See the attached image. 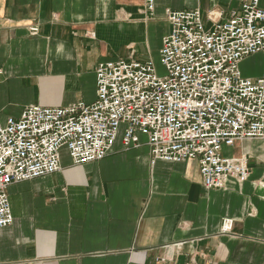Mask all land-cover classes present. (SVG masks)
Returning <instances> with one entry per match:
<instances>
[{
    "label": "crops",
    "instance_id": "1",
    "mask_svg": "<svg viewBox=\"0 0 264 264\" xmlns=\"http://www.w3.org/2000/svg\"><path fill=\"white\" fill-rule=\"evenodd\" d=\"M240 3L155 0L148 12L144 0H0V120L30 105L94 102L100 63L155 64L165 10L198 9L209 29V12L225 21ZM239 71L264 76V52ZM123 131L104 159L73 165L62 150L60 171L7 189L13 223L0 229V264H264V140L228 149L245 157V182L205 191L196 161H153L143 135L126 150Z\"/></svg>",
    "mask_w": 264,
    "mask_h": 264
},
{
    "label": "built area",
    "instance_id": "2",
    "mask_svg": "<svg viewBox=\"0 0 264 264\" xmlns=\"http://www.w3.org/2000/svg\"><path fill=\"white\" fill-rule=\"evenodd\" d=\"M153 12L155 0H144ZM169 30L155 64L119 60L95 71L96 98L67 107L27 106L0 120V229L13 223L7 189L61 170V151L73 165L97 162L124 126V149L147 138L153 161H196L205 191L225 190L249 177L245 157L224 155L237 141L264 140V76L246 78L239 64L264 52V9L241 0L225 21L198 9L165 10ZM32 34L36 29H31ZM231 220L222 229L230 231Z\"/></svg>",
    "mask_w": 264,
    "mask_h": 264
},
{
    "label": "rangeland",
    "instance_id": "3",
    "mask_svg": "<svg viewBox=\"0 0 264 264\" xmlns=\"http://www.w3.org/2000/svg\"><path fill=\"white\" fill-rule=\"evenodd\" d=\"M155 69H156V73H157L158 76H164L165 75V71L162 68V66L159 64L158 61H156V63H155ZM222 153L224 155H227L228 154V149H224Z\"/></svg>",
    "mask_w": 264,
    "mask_h": 264
},
{
    "label": "bare ground",
    "instance_id": "4",
    "mask_svg": "<svg viewBox=\"0 0 264 264\" xmlns=\"http://www.w3.org/2000/svg\"><path fill=\"white\" fill-rule=\"evenodd\" d=\"M261 184H263V182Z\"/></svg>",
    "mask_w": 264,
    "mask_h": 264
}]
</instances>
